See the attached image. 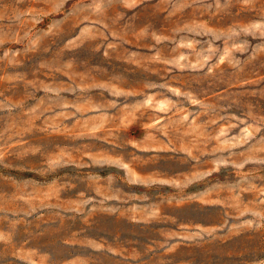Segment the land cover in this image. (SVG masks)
<instances>
[{"label": "rangeland", "instance_id": "rangeland-1", "mask_svg": "<svg viewBox=\"0 0 264 264\" xmlns=\"http://www.w3.org/2000/svg\"><path fill=\"white\" fill-rule=\"evenodd\" d=\"M0 264H264V0H0Z\"/></svg>", "mask_w": 264, "mask_h": 264}]
</instances>
